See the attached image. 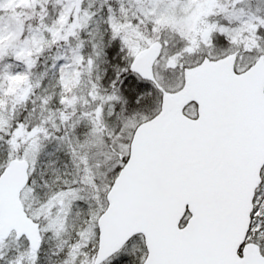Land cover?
<instances>
[{"label":"snow or ice","instance_id":"6c2138e0","mask_svg":"<svg viewBox=\"0 0 264 264\" xmlns=\"http://www.w3.org/2000/svg\"><path fill=\"white\" fill-rule=\"evenodd\" d=\"M0 264H264V0H0Z\"/></svg>","mask_w":264,"mask_h":264}]
</instances>
